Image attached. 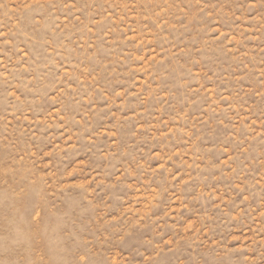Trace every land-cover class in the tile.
<instances>
[{
  "label": "rangeland",
  "instance_id": "rangeland-1",
  "mask_svg": "<svg viewBox=\"0 0 264 264\" xmlns=\"http://www.w3.org/2000/svg\"><path fill=\"white\" fill-rule=\"evenodd\" d=\"M0 264H264V0H0Z\"/></svg>",
  "mask_w": 264,
  "mask_h": 264
}]
</instances>
